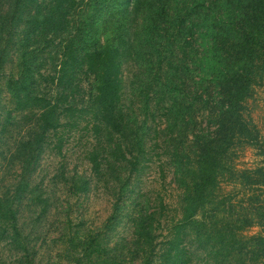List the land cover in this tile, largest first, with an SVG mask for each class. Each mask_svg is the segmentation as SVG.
Masks as SVG:
<instances>
[{
    "label": "trees",
    "instance_id": "trees-1",
    "mask_svg": "<svg viewBox=\"0 0 264 264\" xmlns=\"http://www.w3.org/2000/svg\"><path fill=\"white\" fill-rule=\"evenodd\" d=\"M257 88L264 0H0V174L18 173L0 175V264H32L21 205L45 210L42 155L80 129L92 176L116 186L101 231L126 217L132 240L123 251L87 234L72 264H264ZM246 148L253 161L237 163ZM148 169L161 185L170 174L177 217L139 193ZM68 179L75 194L90 188L82 173Z\"/></svg>",
    "mask_w": 264,
    "mask_h": 264
},
{
    "label": "rangeland",
    "instance_id": "rangeland-1",
    "mask_svg": "<svg viewBox=\"0 0 264 264\" xmlns=\"http://www.w3.org/2000/svg\"><path fill=\"white\" fill-rule=\"evenodd\" d=\"M45 73V70H41ZM80 75V74H79ZM80 77V76H79ZM80 88L76 97L83 96L86 88V80L81 76ZM75 97V99H76ZM252 117L260 131H264V89L257 88L250 103ZM19 129H13L16 136ZM6 139L2 141L5 142ZM12 141L10 137L8 144ZM89 137L80 129L64 145L62 154L55 155L51 151H45L37 168L36 181L47 197V206L43 211L41 205L33 206L29 199L23 200L19 214V223L25 235L28 236L32 264H72L71 256L75 254L74 246L87 234L101 233L108 239V245L112 249H122L128 246L132 236L128 229V220L122 217L120 224L114 231H101L110 213V207L116 193L112 184L104 186L100 180L92 176L90 165L84 158L83 150L88 146ZM6 146H0V153ZM250 148H246L238 158L241 162L250 164L254 156ZM0 157V165H7ZM15 169V171H13ZM4 170L0 175L6 179H14L18 174L17 168ZM73 173H82L89 178L90 188L86 193L75 194L72 192L70 180ZM155 169L147 172L135 181L138 184L140 194L149 197V204L153 199L161 197L167 205V218L178 215V190L167 173L165 180L160 184ZM135 188L134 190H136ZM146 192V193H145ZM127 198V196L125 197ZM129 201V199H128ZM128 205L126 208H129ZM175 208V210H173ZM132 209V208H131ZM255 231L254 228L248 232ZM123 251L125 249L123 248ZM112 252V251H109ZM203 258L199 256L197 264H203Z\"/></svg>",
    "mask_w": 264,
    "mask_h": 264
}]
</instances>
